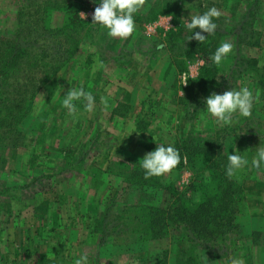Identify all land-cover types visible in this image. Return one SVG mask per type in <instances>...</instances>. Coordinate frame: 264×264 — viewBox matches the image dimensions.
Returning a JSON list of instances; mask_svg holds the SVG:
<instances>
[{
    "label": "rangeland",
    "instance_id": "1",
    "mask_svg": "<svg viewBox=\"0 0 264 264\" xmlns=\"http://www.w3.org/2000/svg\"><path fill=\"white\" fill-rule=\"evenodd\" d=\"M60 1L49 2L54 25L65 19ZM165 1L175 0H146L134 14L135 30L126 39L111 38L107 29L91 24V14L100 0L83 2L78 13L84 28L74 31L79 36L74 53L32 100L21 123L23 139H16L19 145L0 143V264H16L39 252H48L55 264H75L85 252L88 264H183L186 254L198 248L191 247L172 226L159 238L141 241L134 222L128 230L118 232L116 215H141L148 210L146 205H160L165 197L197 202L203 192L215 190V185L207 182L210 154L201 150L191 161L180 160L169 174L149 178L157 187L142 189L129 182V174L141 167L140 159L154 150L156 143L172 146L185 139L209 146L226 167L228 155L236 152L249 161L232 177L244 190L234 212L242 232L236 229L222 245L200 249L199 261L230 264V258L236 257L243 264H264V164L259 169L251 166L257 148L264 145V81L260 77L264 45L244 42L241 49L234 35L248 1L253 0H213L216 3L210 8L216 7L222 15L213 18L216 40H208L209 35L204 43L209 42L214 50L191 55L169 49L164 30L174 27L170 14L148 18L150 10ZM220 1L223 5L219 6ZM259 1L264 5V0ZM21 2L0 0V36L15 27L14 5ZM178 2L182 4V26L190 21V15L202 13L193 6L197 0ZM81 12L87 14L85 19ZM223 41L232 43L233 49L216 65L211 56ZM241 50L257 59L254 71L242 76L232 71L233 59L235 55L240 58ZM178 59L186 68H180ZM205 69H211V78ZM200 73H204L200 86L189 81L183 84ZM81 85L93 94L95 107L87 113L82 100L74 101L80 113L74 118L62 100L71 87ZM242 87L253 92L251 116L236 113L231 124L218 125L206 111L205 98ZM101 97L106 98L107 108ZM119 102L131 103L122 125L112 119ZM138 120L145 130L137 129ZM103 219V230L94 231L96 221Z\"/></svg>",
    "mask_w": 264,
    "mask_h": 264
},
{
    "label": "trees",
    "instance_id": "2",
    "mask_svg": "<svg viewBox=\"0 0 264 264\" xmlns=\"http://www.w3.org/2000/svg\"><path fill=\"white\" fill-rule=\"evenodd\" d=\"M84 1H60L59 8L65 12V19L61 25H54L50 19L52 16L50 0H22L20 5H14L15 27L0 36L1 144L13 143L15 145L17 144L16 139L24 136L21 123L28 116L31 102L36 97L38 90L74 53V45L79 42V36L77 33L75 35L74 31L84 28V20L78 13L79 9L83 7ZM202 1H205L206 5H203ZM165 2L153 7L148 18L156 20L160 14H170L173 17L174 27L164 30L166 43L172 52L176 54L180 50L184 54L191 55L207 48L214 50L213 47L210 48L209 42L201 45L193 39L186 44V38L191 33L186 32L182 23L180 24L179 16L182 4L178 0ZM212 3L216 2L197 0L193 6L201 10V14H203L211 7ZM221 3L220 1L217 4L220 6ZM238 24L234 35H236V41L241 42L239 45L241 49L244 42L254 46L264 45V5L259 0L248 1L245 17L240 19ZM195 31L198 29L193 30V32ZM210 38L212 41L216 40L215 35H210L208 40ZM195 45L201 46L196 47ZM236 56L233 59L235 69L233 68L232 71H239L241 76L254 71L257 64V59L254 56L246 55L243 50L240 52V58ZM61 60L63 61L60 63ZM179 62L181 69L186 68L182 60L178 59ZM205 70L206 73H204L211 78L209 75L211 69ZM204 73H200L195 78H189L190 85L195 82L200 86ZM260 77L263 82L264 71ZM261 95L264 96V86ZM130 109L131 103L119 102L113 108L112 115L124 117ZM246 124L249 122L246 121ZM136 126L140 131L146 129L140 120L137 121ZM172 146L179 151L181 161L184 159L191 161L192 155L200 150L210 154L207 168L210 179L207 182H212L215 185V190L203 192L197 202H188L184 197L173 199L165 197L164 203L161 202L160 205H146L148 210L141 215L119 213L116 215L119 219L116 225L118 232H123L128 230L134 222L133 229L137 227L136 230L142 237L141 241L159 238L172 226L179 232L181 238H185L190 243L191 247L198 248L197 251L192 250L186 254L182 260L183 264H201L198 258L200 249L207 251V248L212 247V244L222 245L229 238L228 234L236 229H239V233L242 232V228L235 221L234 212L241 205L244 190L241 185H236L235 179L226 175L227 167L219 161L220 157H217L216 152H212L209 146L195 144L189 139L176 141ZM129 176L132 180L129 182L140 185L143 187L142 189L145 186H156L149 179H145L144 170L141 167H136ZM106 209L108 211L109 207ZM137 210L141 211V208L138 207ZM107 211L104 210V212ZM130 219L133 221H129ZM104 220L96 221L94 231L103 230ZM16 264H55V262L48 252H39L35 257L24 258Z\"/></svg>",
    "mask_w": 264,
    "mask_h": 264
},
{
    "label": "clouds",
    "instance_id": "3",
    "mask_svg": "<svg viewBox=\"0 0 264 264\" xmlns=\"http://www.w3.org/2000/svg\"><path fill=\"white\" fill-rule=\"evenodd\" d=\"M146 0H100L99 5L95 7L91 14V24L100 25L107 29V35L111 38L126 39L130 37L135 30L134 14L137 13L145 4ZM82 17L86 18V13L81 12ZM221 11L216 7L209 8L203 14L190 15V21L184 26L191 33L186 41L196 40L200 44L204 43L208 35L214 34L217 24L213 18H219ZM200 31L193 32L194 29ZM202 33H206L204 35ZM162 47V45H158ZM233 44L227 41L221 42L215 50L211 60L220 65L222 60L231 53ZM195 80V79H193ZM188 80L184 81V85ZM62 106L68 110L69 116L77 117L80 113L74 101L84 102V111L91 113L94 111L95 98L91 92L84 90L81 85L79 88L71 87L65 96H63ZM259 98L257 94L256 99ZM253 92L242 87L240 90H226L222 94L211 93L205 98L206 111L213 117L220 126L228 125L233 122V115L239 113L244 117L251 116L253 105ZM101 103L105 108L108 107L106 98L101 97ZM155 140V138L153 137ZM181 157L179 151L171 145L157 144L154 150L147 152L140 159V166L144 170L145 179L153 176H163L169 174L180 163ZM226 175L232 178L239 170H242L249 161L243 156L230 154L227 157ZM264 164V145L257 148L256 155L251 160V166L259 169ZM75 264H88V253H83ZM230 264H243V261L236 257L230 258Z\"/></svg>",
    "mask_w": 264,
    "mask_h": 264
},
{
    "label": "crops",
    "instance_id": "4",
    "mask_svg": "<svg viewBox=\"0 0 264 264\" xmlns=\"http://www.w3.org/2000/svg\"><path fill=\"white\" fill-rule=\"evenodd\" d=\"M123 118H125V117H122V116H118V115H112V119H113V121H115L116 123H120V125H122V123H123V121H122V119Z\"/></svg>",
    "mask_w": 264,
    "mask_h": 264
}]
</instances>
